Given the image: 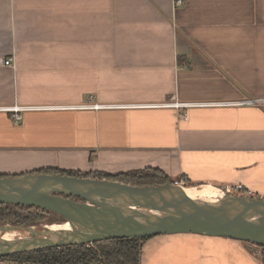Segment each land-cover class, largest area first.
<instances>
[{
    "label": "crops",
    "instance_id": "obj_1",
    "mask_svg": "<svg viewBox=\"0 0 264 264\" xmlns=\"http://www.w3.org/2000/svg\"><path fill=\"white\" fill-rule=\"evenodd\" d=\"M0 0V175L159 168L264 194V0ZM13 58L15 67L2 61ZM214 102L185 109L141 106ZM87 103L119 107L80 108ZM141 264H261L249 243L157 235Z\"/></svg>",
    "mask_w": 264,
    "mask_h": 264
},
{
    "label": "water",
    "instance_id": "obj_2",
    "mask_svg": "<svg viewBox=\"0 0 264 264\" xmlns=\"http://www.w3.org/2000/svg\"><path fill=\"white\" fill-rule=\"evenodd\" d=\"M78 199V200H77ZM32 206L64 219L70 229L3 225L30 237L5 241L0 258L21 252L120 238L193 233L264 245V201L222 192L215 202L188 199L173 185L134 186L119 181L30 173L0 178V205Z\"/></svg>",
    "mask_w": 264,
    "mask_h": 264
},
{
    "label": "trees",
    "instance_id": "obj_3",
    "mask_svg": "<svg viewBox=\"0 0 264 264\" xmlns=\"http://www.w3.org/2000/svg\"><path fill=\"white\" fill-rule=\"evenodd\" d=\"M30 173H44L52 175H69L119 181L134 186L173 185V179L159 168H144L124 171L116 175L104 172H82L59 168H42ZM24 175V174H23ZM20 176V175H16ZM15 177L0 175V178ZM52 212L32 206L0 205V225L11 224L18 226L34 225L41 218L40 215ZM54 214V213H53ZM55 216L64 219L56 214ZM55 222V223H61ZM38 223V222H37ZM151 237L120 238L98 241L90 244L69 245L58 248L39 249L21 252L2 257L0 260L32 264H141L142 248ZM258 256L264 264V245H257Z\"/></svg>",
    "mask_w": 264,
    "mask_h": 264
},
{
    "label": "built area",
    "instance_id": "obj_4",
    "mask_svg": "<svg viewBox=\"0 0 264 264\" xmlns=\"http://www.w3.org/2000/svg\"><path fill=\"white\" fill-rule=\"evenodd\" d=\"M182 1H176V5H181ZM3 65L15 67L14 59L8 58L2 61ZM238 104L243 105H264V99H244L237 102ZM217 104L214 102H180V101H173V102H166L158 105H141V106H161V107H173L177 110H180V116L183 119H187L188 115L185 109L193 106H203V105H212ZM120 105H109V104H100V103H87L80 105V108H92V109H102V108H111V107H119ZM35 108H44V107H35V106H22L18 104H14L9 107H0L1 111L7 112L11 116V120L18 124L23 119V112L30 109ZM221 192H227L236 194L238 196H248L255 199H259L264 201V194H258L251 191L248 187L243 185L242 183H234V184H227L222 186L219 189Z\"/></svg>",
    "mask_w": 264,
    "mask_h": 264
},
{
    "label": "bare ground",
    "instance_id": "obj_5",
    "mask_svg": "<svg viewBox=\"0 0 264 264\" xmlns=\"http://www.w3.org/2000/svg\"><path fill=\"white\" fill-rule=\"evenodd\" d=\"M181 184V185H180ZM220 189V188H219ZM218 188L211 185H198V186H188L182 182H178L174 184V190L177 193L185 195L188 199L203 201V202H215L218 198L221 197V191ZM47 227L53 230L59 229H70V225L68 223H51L46 224ZM17 235V232H6L2 235V239L5 241H12L13 237Z\"/></svg>",
    "mask_w": 264,
    "mask_h": 264
},
{
    "label": "rangeland",
    "instance_id": "obj_6",
    "mask_svg": "<svg viewBox=\"0 0 264 264\" xmlns=\"http://www.w3.org/2000/svg\"><path fill=\"white\" fill-rule=\"evenodd\" d=\"M110 168L108 169H114L113 165L111 166V164L109 165ZM111 170H94V171H91V173H95V172H104V173H109L111 175H116V174H119L121 172H112ZM174 183H178V182H182L184 183L185 185H188V186H198V185H203V184H194L192 183L191 181H189L188 178L184 177V176H181V177H178L176 179H173ZM181 185V184H180ZM214 187L216 188H221L222 186H219V185H215L213 184ZM78 200V199H77ZM41 219L38 220L36 223H34V225H29V226H38L37 229H40L42 228L43 226H45V223L46 224H51V223H55V222H61V218L55 216L53 213H50V214H46V215H40L39 216ZM4 225H11V224H4ZM0 226H3V225H0ZM12 232V230H6V231H0V236H2L4 233L6 232ZM15 232H17V235L13 237V241L14 240H18L19 238H24V237H30L31 236V233L29 231H24V230H15ZM0 264H32V263H20V262H12V261H9V260H0Z\"/></svg>",
    "mask_w": 264,
    "mask_h": 264
}]
</instances>
